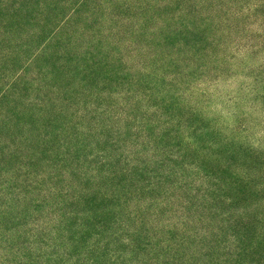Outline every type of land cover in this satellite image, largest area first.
<instances>
[{"label":"rangeland","instance_id":"obj_1","mask_svg":"<svg viewBox=\"0 0 264 264\" xmlns=\"http://www.w3.org/2000/svg\"><path fill=\"white\" fill-rule=\"evenodd\" d=\"M0 264H264V0H0Z\"/></svg>","mask_w":264,"mask_h":264}]
</instances>
